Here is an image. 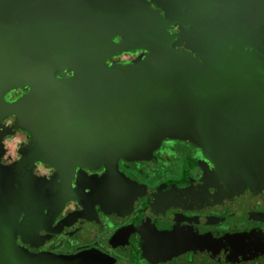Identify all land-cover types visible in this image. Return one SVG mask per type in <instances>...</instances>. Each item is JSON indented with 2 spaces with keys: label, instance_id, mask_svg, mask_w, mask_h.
<instances>
[{
  "label": "water",
  "instance_id": "obj_1",
  "mask_svg": "<svg viewBox=\"0 0 264 264\" xmlns=\"http://www.w3.org/2000/svg\"><path fill=\"white\" fill-rule=\"evenodd\" d=\"M167 25L144 0H0V118L15 116L30 138L17 170L35 161L70 176L104 167L110 182L119 160H148L172 139L200 148L214 167L183 200L264 198V47L200 63L171 48ZM135 48L149 51L140 63L104 65ZM62 70L71 75L55 77ZM22 87L19 100H4ZM7 200L0 197V264H24L13 236L20 204ZM208 253L264 264L263 242L251 235L216 241Z\"/></svg>",
  "mask_w": 264,
  "mask_h": 264
},
{
  "label": "flooded vegetation",
  "instance_id": "obj_2",
  "mask_svg": "<svg viewBox=\"0 0 264 264\" xmlns=\"http://www.w3.org/2000/svg\"><path fill=\"white\" fill-rule=\"evenodd\" d=\"M144 1L168 23L171 48L200 63L211 54L264 47V0ZM148 54L145 48L120 51L104 65L131 66ZM27 92L14 89L3 98L12 103ZM15 123L13 115L0 118V197L20 204L13 236L24 264H230L208 247L250 235L264 246L263 197L248 193L216 204L182 199L204 188L214 169L198 147L163 140L148 160H119L118 177L108 182L104 167L76 168L70 176L35 161L17 170L30 138ZM170 166L172 173L162 175Z\"/></svg>",
  "mask_w": 264,
  "mask_h": 264
},
{
  "label": "rangeland",
  "instance_id": "obj_3",
  "mask_svg": "<svg viewBox=\"0 0 264 264\" xmlns=\"http://www.w3.org/2000/svg\"><path fill=\"white\" fill-rule=\"evenodd\" d=\"M171 173H172L171 166L169 168H165V169L161 170V174L162 175H168V174H171Z\"/></svg>",
  "mask_w": 264,
  "mask_h": 264
}]
</instances>
